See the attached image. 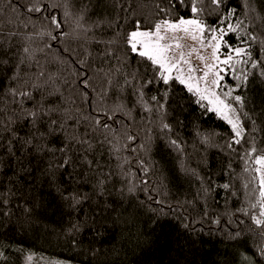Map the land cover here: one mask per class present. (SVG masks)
<instances>
[{"label":"trees","instance_id":"16d2710c","mask_svg":"<svg viewBox=\"0 0 264 264\" xmlns=\"http://www.w3.org/2000/svg\"><path fill=\"white\" fill-rule=\"evenodd\" d=\"M43 2L47 4L52 0ZM70 2L72 11L83 15L87 34L82 32L80 39L68 37L62 42H52L46 36L35 35L45 30L46 21L39 14L24 10L22 6L28 0H19V4L16 0L11 3L0 0V60L8 61L0 65V99L3 101L0 108L9 103L7 90L10 87L26 88L25 81L44 84L45 78L35 79L39 71L44 70L46 75L54 77L55 84H45L39 91L32 89L34 99L58 109L53 113V119H64L62 112L65 108L72 110L73 117L80 119V123L73 124L69 119L67 135L83 136L88 131L87 138L93 143L97 138L104 139L103 135L91 133L82 119L99 110L92 89L99 91L103 87L108 89L107 108L122 102L125 110L131 109V117L118 115L120 123L114 127L120 133L128 131L138 139L129 143L128 150L119 152L110 151L107 144L102 148L97 145L102 153L97 158L103 173H111L110 176H99L75 157L71 167L50 168V165L59 164L62 158L59 152L43 151L39 155L30 152L24 157L16 151V160H13L7 152V140H13L14 150L19 144L5 131V139L0 142V193H4L0 199H7L8 203L0 204V250L5 252L7 259H0V264H28L26 257L30 253L34 254L31 264H243L240 254L252 256L256 264H264V260L256 255L259 238L248 232L249 228L255 227L250 220L252 210L248 216L239 211L249 208L250 201L255 202L252 199L253 185L244 187L248 174L244 172L241 157L248 145L234 146L235 151L229 150L226 143L232 136L230 125L218 114L206 112L196 103L197 97L178 82L171 85L165 117L173 131H161L157 114L144 111L135 91L144 78L153 76L149 62L129 52L122 42L107 43L118 39L119 33L131 30L135 20H140L142 27H150L164 18L165 13L160 9L168 8L169 0ZM190 2L184 0L185 5ZM225 5L235 7L241 20H245L246 14L248 31L264 39V0H252L254 12L245 7V0H225ZM201 6L204 8L202 18L210 25L216 24L224 11L223 5L217 9L211 0H203ZM176 8L178 11L173 10L174 15L190 16L188 7L177 4ZM24 23L30 26L25 28ZM73 28L74 23L70 21L67 30L72 32ZM11 32L19 35L10 36ZM26 35L33 38L25 40ZM226 39L234 45L239 42L237 34H229ZM46 43H52L53 47L45 48ZM25 46L35 50L34 59L27 62L28 66L20 65L18 71L22 80L14 84L11 79L13 69L18 58L25 55L22 53ZM260 47L259 43L253 45L256 58H264ZM41 48H44L43 52L38 51ZM109 51L115 55H106ZM81 60L83 64L79 63ZM85 71L90 76L88 89L79 84ZM133 74L139 79L132 85H125V79H131ZM64 80L71 83L65 85ZM225 80L229 85L236 83L231 77ZM56 88L59 92H55ZM167 88L160 82L146 86L145 99L160 95ZM85 91L92 99L91 105L81 96ZM49 92L54 94L48 95ZM234 94L245 97L244 111L256 121L257 128L264 129V77L255 72L247 85ZM29 106L30 102L26 101L25 107ZM77 108L81 109L80 113L76 112ZM245 127L251 128V124L246 122ZM17 131L20 137H25L31 129L25 125ZM205 135H211L208 144L202 142ZM255 136L257 146L264 147V131ZM170 139H177L183 152L171 146ZM61 140L60 137H50L40 143L59 148ZM124 142L121 139L119 143ZM141 142L147 146L146 152L139 148ZM75 147L78 150L79 146ZM133 147L137 152L131 151ZM125 157L130 158V164L124 163ZM139 160L151 169L147 176L140 168ZM130 172L135 176H129ZM98 176L106 180L103 196L96 188ZM141 178L149 181V188L154 185L156 191H141ZM224 183L231 187L224 189ZM131 185H137L134 193L127 191ZM205 189L210 191L205 194ZM70 194L86 198L74 205ZM149 196L164 199L166 205L176 211H169L165 206L168 215L158 218L157 213L149 208L158 209L159 205L150 201ZM205 209L208 215L201 220ZM217 217L220 226L211 222ZM193 218L201 223L193 225L197 229L195 233H189L181 223ZM228 220L232 221L231 225L226 223ZM239 221L244 222L239 225L241 238L229 239L226 233L237 230Z\"/></svg>","mask_w":264,"mask_h":264},{"label":"snow or ice","instance_id":"6c2138e0","mask_svg":"<svg viewBox=\"0 0 264 264\" xmlns=\"http://www.w3.org/2000/svg\"><path fill=\"white\" fill-rule=\"evenodd\" d=\"M11 3V0H9ZM19 4V0H16ZM203 0H191L190 5H185L184 0H169V7L160 9L165 13V17L157 20L150 27H142L140 20L133 21L132 29L118 34V39L107 41L109 45H115L120 42L123 43L127 50L142 60L149 62L152 69V78H144L140 87L136 88V95L138 103L144 111L148 114L156 113L159 118V128L163 132L171 133L173 131L172 125L165 121L167 115V108L169 104V91L173 82H178L184 85L188 92L197 97L196 103L204 110L216 113L224 121L230 125L232 136L227 141L226 147L229 150L235 151L234 146L247 144L248 147L244 150L241 159L244 162V172L248 174L244 187L248 188L253 185L252 199L255 202H249V208L240 209L245 216L249 215L251 211L250 220L255 226L249 228V233H254L258 237L256 243V255L264 260V147L257 146L255 134L264 129H259L256 126V121L252 119L247 111H244L245 97L234 94L238 89L247 85L249 77L255 72H258L260 77H264V58H256L253 55L254 43L260 44V52L264 53V39H260L257 35L251 34L248 31V26L245 20L238 18L237 9L225 5V0H211L212 5L217 9L224 6L218 17L216 24L210 25L202 18L204 8L201 6ZM180 7H188L190 9V16L185 18L183 15H174V11H178L176 5ZM252 0H245V7L250 12L255 10L251 7ZM29 14H39L46 21L45 30L35 33L41 37H47L48 41L62 42L64 38L72 37L80 39L81 33L87 34L88 29L84 28L82 14L78 15L72 11L70 0H61V2H52L45 4L43 0H28V3L22 6ZM15 10V9H14ZM236 17L233 22V18ZM74 23L72 32L67 30L69 22ZM12 23V21H9ZM29 23H24L23 27L28 28ZM34 27V24L32 25ZM183 35H180V34ZM2 34V33H0ZM229 34H237L239 42L237 44L229 43L226 37ZM10 36L19 35L17 32L9 33ZM32 35L24 36L25 40H31ZM190 39L193 43L187 45L188 50L185 51L186 45L182 41ZM198 42V46H197ZM2 43V42H0ZM52 43H46L45 48L51 49ZM211 49L210 55L204 54L201 50ZM34 51L25 46L22 48L24 56L18 58L17 64L13 69V76L11 77L13 83L20 82L22 77L19 74L20 65L28 66L27 62L34 59ZM43 52L44 48L38 49ZM67 51V49H62ZM196 54L197 58L203 62V67L194 65L192 62V55ZM106 55L115 53L106 52ZM209 60L211 62H209ZM7 60H0V65L7 64ZM79 63L83 64L81 60ZM38 64V62H37ZM120 71V69H117ZM197 73H202L197 75ZM107 75V74H106ZM231 77L236 83L234 85L227 84L225 78ZM45 78L44 84L28 83L26 88L10 87L8 92L9 103L0 108V142L5 139L3 133L6 131L9 137L15 138V143L19 144V148L14 150L12 139L7 140V152L13 160H16V151H19L22 156L27 157L30 152L39 155L43 151L59 152L62 158L57 165H50L49 167L67 168L74 164L73 157L76 158L83 166L96 171L99 176H110L111 173H103L101 164L97 158L99 153L97 145L103 147L105 144L109 145V150L119 152L122 149L128 150L129 143H135L138 137L128 131L120 133L119 129L114 127L120 123L117 116L123 114L125 117H131V109L125 110L126 106L120 102L116 103L112 108L105 106V98L108 89L101 88L99 91L92 89L97 97L98 111L93 115L89 113L83 116V121L88 125V129L93 134L103 135L104 139H96L95 143L88 139V131L83 136L67 135L69 119L73 124H79L80 119H76L72 115V110L65 108L62 112L64 119H53V113L58 111L55 107L46 106L44 103L34 99V92L32 89L39 91L45 84H55V79L52 75L45 73L44 70L39 71L35 77L36 80ZM139 78L133 74L131 79H125V85H132L134 81ZM162 83L168 86L160 95H151L145 99L144 87L153 85L155 83ZM63 83L68 85L71 81L64 80ZM111 84V80L108 81ZM79 84L83 88H90V76L86 71L79 78ZM27 89V90H26ZM59 92V88L55 89ZM54 92H49L48 95H53ZM2 95V94H0ZM89 105L92 104V99L88 92L81 93ZM43 99V97H41ZM30 102L29 107H25V102ZM0 99V103H2ZM74 103V101H73ZM15 105V107H11ZM81 109L77 108L76 112L80 113ZM48 118L45 120V118ZM111 121V123H109ZM251 124V128H246L245 123ZM29 126L31 131L25 136L20 137L17 129ZM43 128V131L41 129ZM214 135V134H212ZM50 137H60L61 146L59 148H50L47 144H41L40 141L48 140ZM123 139L124 143H119ZM211 140V135L203 136L202 142L208 144ZM116 141V143H114ZM119 144V147L117 146ZM169 144L178 151L183 152V147L177 139H170ZM75 146H79L78 150ZM139 148L145 152L148 150L144 143L139 144ZM133 153L137 152L135 147L131 148ZM91 155V158H89ZM125 164H130L131 160L128 157L124 158ZM140 168L145 176L150 172V168L143 160L138 161ZM123 167V165H119ZM84 175V173H81ZM129 176H135V173H128ZM98 176L96 188L101 196L105 192V179H100ZM140 185H143L141 191H156L153 185L149 188V181L143 178L140 179ZM224 189H229L231 185L224 183ZM137 190V185L127 187L129 193H134ZM123 191V190H121ZM210 190L205 189V194ZM258 193V195H256ZM4 193H0L3 196ZM163 195V194H162ZM86 197L81 196L77 198L70 194V199L74 201V205H78ZM150 201L159 205V208H149L153 213H157L158 218H163L168 215L164 211L165 206L169 211L175 212L171 205H166L164 199H155L152 196L148 197ZM7 199H0V204L7 205ZM27 211V209H26ZM8 213H5L7 215ZM208 215L205 209L201 220ZM155 222V221H154ZM213 224L220 226L221 221L219 217L211 221ZM201 223L194 218L187 222H182L181 227L189 233H195L197 229L193 225ZM228 225L232 224L231 220L226 221ZM243 221L238 222L237 230H229L226 234L229 239L239 240L242 236V230L239 225H243ZM78 229V226L74 225ZM203 232V228L200 229ZM2 247V246H0ZM242 255L243 264H256L252 256L247 254ZM0 259L6 260L5 252L0 250ZM34 259V254H28L26 261L28 264Z\"/></svg>","mask_w":264,"mask_h":264},{"label":"rangeland","instance_id":"374dc122","mask_svg":"<svg viewBox=\"0 0 264 264\" xmlns=\"http://www.w3.org/2000/svg\"><path fill=\"white\" fill-rule=\"evenodd\" d=\"M180 35H183V34L181 33ZM182 43H184V44L186 45V47H185L184 50L187 51V50H188L187 45H190V44H192L193 42H192L190 39H188V40H186V41H182ZM197 46H198V42H197ZM201 52L204 53V54H208V55H210V53H211V49H207L206 51H205V50H201ZM191 59H192V62H193L194 65H197V66H199V67H201V68L203 67V62L200 61V60L197 58V56H196L195 53L192 55ZM209 62H211V61L209 60ZM201 74H202V73H198V75H201Z\"/></svg>","mask_w":264,"mask_h":264}]
</instances>
